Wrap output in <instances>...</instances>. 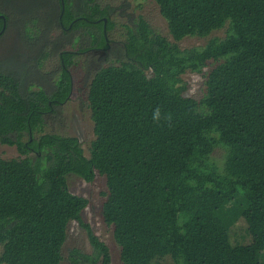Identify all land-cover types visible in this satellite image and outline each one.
I'll list each match as a JSON object with an SVG mask.
<instances>
[{"label": "trees", "instance_id": "trees-1", "mask_svg": "<svg viewBox=\"0 0 264 264\" xmlns=\"http://www.w3.org/2000/svg\"><path fill=\"white\" fill-rule=\"evenodd\" d=\"M155 2L174 42L142 15L124 25L125 59L89 83V156L77 137L46 130L69 99L75 53L61 50L49 73L47 43L37 56L0 58V143L19 153L0 156V250L27 221L54 216L88 233L92 251L71 248L69 264H110L108 245L83 218L89 200L68 186L70 175L92 182L98 173L107 185L103 219L123 264H264V0ZM111 11L98 0H0V31L7 22L25 42L40 41L81 17L91 22L73 27L89 26L93 47L105 48ZM223 28L204 46L178 43ZM187 72L205 77L200 99L186 95ZM47 75L50 89L30 82ZM62 231L48 239L47 264L63 260Z\"/></svg>", "mask_w": 264, "mask_h": 264}, {"label": "rangeland", "instance_id": "rangeland-1", "mask_svg": "<svg viewBox=\"0 0 264 264\" xmlns=\"http://www.w3.org/2000/svg\"><path fill=\"white\" fill-rule=\"evenodd\" d=\"M103 5H110L115 8L112 21L115 27L108 33L111 40V49L109 54L100 55V53L79 54L77 57L76 66L72 67L71 72L74 80L73 92L69 101L60 107L56 114L48 118L46 130L65 136L77 137L85 154L89 156V147L94 135V122L91 117V110L88 106V87L94 73L111 63L118 64V60L125 59L123 44L126 38L127 28L125 24L132 25L138 15H142L147 19L153 29L174 42L172 35L169 32L168 24L165 18L161 15L158 4L155 0H98ZM12 11L9 6L5 8ZM16 12H20L18 9ZM17 20V19H16ZM53 34L49 35L47 48L50 52L49 58L45 60L42 72L49 73L57 69L60 65L61 50H80L85 47V42L78 44L72 42L73 34H69L64 41L60 42L56 48V54L53 53L52 41L62 37L59 29L51 30ZM226 34V29H220L212 32L208 37H186L179 41L181 48L204 46L212 37L223 38ZM21 34V28H10L8 36H3L0 39V58L9 56L16 50V46H21L28 43L24 41ZM38 40L30 41L32 48H24L26 52L38 55L40 44L34 43ZM17 42H20L18 45ZM59 47V48H58ZM21 49V47L19 48ZM52 77L47 75L46 78ZM187 84V96L200 99L204 95V80L205 77L200 73L187 72L182 76ZM53 80V77L52 79ZM41 81V82H40ZM31 79L30 82H37L46 89L51 87L50 81L46 79ZM39 85V86H40ZM225 150L217 148L214 152V158L217 161H222ZM0 156L4 158H13L19 156L15 146L3 145L0 143ZM68 186L72 193L83 196L89 200V205L83 212V218L88 223L95 234L103 240L110 249L111 263L123 264L120 256V247L117 244L113 227L108 226L103 219L102 208L106 200L104 193L107 192L106 178L100 174H96L92 182H88L83 178L70 175L68 177ZM65 222V224H63ZM63 230L66 233L65 243L62 246L63 260L61 264H69L68 252L71 248L77 247L88 253L92 251L89 242L88 233L83 229L77 221L62 220L58 217L47 216L44 218L32 219L27 221L24 228L21 230V236L28 237L26 240H21L22 237L18 232L14 234L16 237L12 245L7 249L0 250V264H47V253L44 251L48 239L58 236ZM63 232V231H62Z\"/></svg>", "mask_w": 264, "mask_h": 264}, {"label": "flooded vegetation", "instance_id": "flooded-vegetation-1", "mask_svg": "<svg viewBox=\"0 0 264 264\" xmlns=\"http://www.w3.org/2000/svg\"><path fill=\"white\" fill-rule=\"evenodd\" d=\"M115 8H113L112 7V11H111V14H110V20L112 21V16H113V12H115ZM78 18H81V17H78ZM78 18L76 17V18H74L73 20H72V23L71 24H69V26L68 27H64L63 25H62V27L61 28H59V30L61 31V34H63L62 35V37L60 38V39H58V40H55V41H52V43H53V47H54V45L55 46H57V45H59L60 44V42H62V41H64L65 40V38H67L68 37V35L69 34H73V38H72V42H73V44H74V42L75 43H79V42H85L86 43V45H85V47H83V49L82 50H77V51H75V50H68V51H71V52H73V53H75V56H74V62L75 63H77V57H79L78 55L79 54H85V53H87V54H89V52L91 53V55H93L92 53H100V55H105L106 53L107 54H109L110 53V49H111V40H110V38L108 37V33L110 32V31H107L106 30V26H107V23H108V20H107V18H103V20H104V23H105V38H106V43H107V46L105 47V48H98V47H93V36L90 34V32H89V26H86V25H84V24H82L81 25V27L80 28H74L73 27V25H74V23L75 22H83V21H88V22H91L90 20H88V19H86V18H83V19H81V20H78ZM132 22H133V19L131 20ZM116 26V25H115ZM114 26V27H115ZM3 27H4V23H3ZM14 28L15 27V29L16 28H18L19 29V25H14V24H11V25H8L7 24V22H6V24H5V28H4V30H3V32L1 33V34H3V36L5 35V36H8V34H9V30H10V28ZM112 31V30H111ZM1 32V31H0ZM51 33V32H50ZM0 34V35H1ZM51 34H53V33H51ZM50 34V35H51ZM48 37H49V35H47ZM126 36H127V33H126ZM48 37H45V38H43L42 40H40V41H36V42H34V43H39L40 44V48L42 49V48H44V45L48 42ZM18 43V45H20V42H17ZM31 45V43H30V41H28V43L26 42V44H24V45H21L20 47H21V49H19L20 47L19 46H17V45H15L16 46V50H15V52H13V53H16L17 55H19L20 57L19 58H17L18 60H21V58H29V57H31V56H34V54L33 53H28V52H26L25 51V49L24 48H32V47H30L29 45ZM55 51H56V49H54ZM53 50V51H54ZM39 52H40V49H39ZM60 54H61V52H60ZM106 56V55H105ZM60 57V56H59ZM61 60V59H60ZM74 66H76V64H74L73 66H71L70 67V71H71V69H72V67H74ZM71 76H72V72H71ZM47 81H48V83H49V81H50V84L52 83H54L53 82V80H51L52 79V77H48V78H46V77H44ZM51 84V86H53ZM73 85H74V80H73V76H72V91H71V93H70V96H69V99H70V97H71V94H72V92H73ZM49 86V85H48ZM69 99L66 101V102H64L62 105H61V107L64 105V104H66L68 101H69ZM54 114H56V113H53L52 115H54Z\"/></svg>", "mask_w": 264, "mask_h": 264}, {"label": "clouds", "instance_id": "clouds-1", "mask_svg": "<svg viewBox=\"0 0 264 264\" xmlns=\"http://www.w3.org/2000/svg\"><path fill=\"white\" fill-rule=\"evenodd\" d=\"M159 114H160V109L157 108L154 114V119H158L159 118Z\"/></svg>", "mask_w": 264, "mask_h": 264}, {"label": "water", "instance_id": "water-1", "mask_svg": "<svg viewBox=\"0 0 264 264\" xmlns=\"http://www.w3.org/2000/svg\"><path fill=\"white\" fill-rule=\"evenodd\" d=\"M0 17L2 18V19H5V16L4 15H0ZM5 24H6V22L4 23V27H3V29H2V31L0 32V34L3 32V30H4V28H5Z\"/></svg>", "mask_w": 264, "mask_h": 264}]
</instances>
